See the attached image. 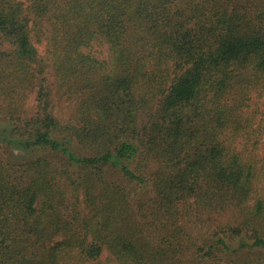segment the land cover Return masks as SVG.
<instances>
[{"label":"trees","instance_id":"trees-1","mask_svg":"<svg viewBox=\"0 0 264 264\" xmlns=\"http://www.w3.org/2000/svg\"><path fill=\"white\" fill-rule=\"evenodd\" d=\"M262 99L264 0H0V264H264Z\"/></svg>","mask_w":264,"mask_h":264},{"label":"rangeland","instance_id":"rangeland-1","mask_svg":"<svg viewBox=\"0 0 264 264\" xmlns=\"http://www.w3.org/2000/svg\"><path fill=\"white\" fill-rule=\"evenodd\" d=\"M38 49L41 54L44 53L45 46L43 44L38 45ZM107 53V51H106ZM107 55V54H106ZM47 78L48 81L52 84L54 82L53 72L51 69L47 72ZM52 91H55L54 86H52ZM54 107H53V113L64 123L70 122L71 118H73V114L75 111V102L72 99H66L65 97L60 98L57 95H54L53 97ZM28 106L30 109L35 107L37 100H36V94L32 93L28 99ZM260 105L264 109V99L260 101ZM1 141V140H0ZM33 154L20 150V149H13L9 147L7 144L0 142V160H11L16 161L18 159L23 160L29 159L32 157ZM61 238V235H56L53 238L49 239L46 242V246H49L52 244V242L58 240Z\"/></svg>","mask_w":264,"mask_h":264}]
</instances>
